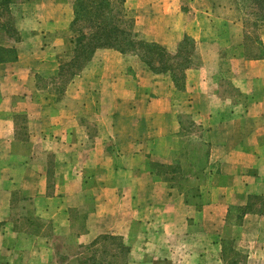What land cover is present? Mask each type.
Returning a JSON list of instances; mask_svg holds the SVG:
<instances>
[{"label":"crops","instance_id":"obj_1","mask_svg":"<svg viewBox=\"0 0 264 264\" xmlns=\"http://www.w3.org/2000/svg\"><path fill=\"white\" fill-rule=\"evenodd\" d=\"M15 2L0 18V264H94L111 239L124 264H264V31L228 0H125L143 39L194 42L179 85L109 47L72 70L75 0Z\"/></svg>","mask_w":264,"mask_h":264},{"label":"trees","instance_id":"obj_2","mask_svg":"<svg viewBox=\"0 0 264 264\" xmlns=\"http://www.w3.org/2000/svg\"><path fill=\"white\" fill-rule=\"evenodd\" d=\"M13 1L0 0V18L5 17L4 24L7 26L12 23L10 6ZM254 1L252 0L261 10L256 19L264 22V0ZM74 8L72 28L76 36L73 39L75 56L72 70H80L97 48L109 47L123 53L138 54L154 71H171L180 85L176 73L190 67L189 60L181 59L182 51L173 54L157 42L140 37L135 17L125 6V0H75ZM188 40L189 38L185 39V42ZM119 248L121 252L126 250L122 245Z\"/></svg>","mask_w":264,"mask_h":264},{"label":"rangeland","instance_id":"obj_3","mask_svg":"<svg viewBox=\"0 0 264 264\" xmlns=\"http://www.w3.org/2000/svg\"><path fill=\"white\" fill-rule=\"evenodd\" d=\"M254 1V0H253ZM255 2V1H254ZM186 3V2H185ZM188 3V4H187ZM187 7L189 8V0L187 2ZM14 11L19 12L21 7L18 4V0L14 3ZM229 7V8H228ZM226 10L224 12H228L225 14L226 16H231L235 18H240V16H243L244 24L246 30L251 31L252 34H258L260 35L262 31H264V22H259L256 18L258 16L257 13H260V8L255 5L252 0H228V3L225 4ZM131 11V14L134 16L136 13L133 9L128 8ZM228 9V10H227ZM136 30L139 33L140 27L136 24ZM258 27V28H256ZM250 35V34H249ZM140 36V34H139ZM254 36V35H251ZM257 36V35H256ZM194 42L189 39L184 43V47L181 54V59L189 60L190 66H193L195 61V51H194ZM183 71H177V77L179 80L182 79ZM180 77V78H179ZM97 251L95 254V257L92 259L94 264H124L125 263V251H120L121 254L116 256V252L119 250V243L117 242V239H111L106 242H102L97 245ZM96 248H94L95 250ZM90 252V251H89ZM93 253V252H92ZM243 263V261H240ZM89 264V263H88Z\"/></svg>","mask_w":264,"mask_h":264}]
</instances>
